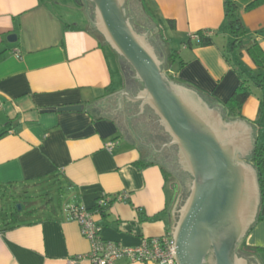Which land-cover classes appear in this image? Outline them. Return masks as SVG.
<instances>
[{
	"label": "crops",
	"instance_id": "obj_1",
	"mask_svg": "<svg viewBox=\"0 0 264 264\" xmlns=\"http://www.w3.org/2000/svg\"><path fill=\"white\" fill-rule=\"evenodd\" d=\"M253 1L236 0L238 13L246 36H255L264 52V2L247 8ZM140 2L166 40L163 59L178 49L186 62L179 67L178 58L169 76L223 105L241 80L224 51L230 37L223 27L225 0ZM85 8L75 0H0V191L43 181H56L59 189L55 201L0 212V264H68L69 257L88 252L91 243L71 211L76 204L91 212L102 239L124 246L172 232L173 182L166 177L171 171L146 158L148 147L138 149L125 102L136 145L125 140L112 117L86 110L87 102L126 89V83L116 53L89 28ZM199 30L212 34L215 43L185 45ZM12 33L14 42L8 39ZM234 55L238 64L255 69L245 49ZM69 104L84 108L59 109ZM241 118L256 124L257 139L264 141L261 89L253 86ZM105 196L111 202L98 206ZM259 215L244 240L254 250L245 254L254 264H264V200ZM118 264L159 263L122 258Z\"/></svg>",
	"mask_w": 264,
	"mask_h": 264
},
{
	"label": "water",
	"instance_id": "obj_2",
	"mask_svg": "<svg viewBox=\"0 0 264 264\" xmlns=\"http://www.w3.org/2000/svg\"><path fill=\"white\" fill-rule=\"evenodd\" d=\"M78 2L86 6L90 26L103 36L104 42L99 40L131 66L140 86L133 92L126 84V89L87 102L86 110L92 109L90 112L99 118L112 117L125 140L136 145L125 122V102L127 122L141 143L138 149L148 147L151 154L146 158L159 160L181 184L184 175L192 178L177 220L174 215L181 193L172 210L177 264H254L239 249L258 220L263 201L258 171L251 161L258 142L257 125L241 117H227L218 101L169 76L159 46L164 43L159 33L155 34L157 41L150 36L158 28L139 0H129L130 10L128 0ZM16 37L12 33L8 39L14 42ZM83 108L82 104L59 107ZM145 108L156 116L154 125L149 118L136 121ZM133 109L138 112L134 114ZM167 137L169 140L162 144L160 139ZM171 146L176 147L172 167L157 155ZM177 190L176 183L172 201ZM18 207L21 209V204Z\"/></svg>",
	"mask_w": 264,
	"mask_h": 264
},
{
	"label": "trees",
	"instance_id": "obj_3",
	"mask_svg": "<svg viewBox=\"0 0 264 264\" xmlns=\"http://www.w3.org/2000/svg\"><path fill=\"white\" fill-rule=\"evenodd\" d=\"M263 2L264 0H254L247 6V8L254 7ZM90 9H92V4H90ZM238 9L239 5L237 4L236 0H225V21L223 27L226 31H228L230 37L227 40V45L224 51L227 60L231 63L233 62L232 64L236 68L241 79L240 83L235 87L231 95L223 104L227 117L242 116L243 105L253 93V86L261 89L262 102L264 103V52L255 36H246L247 29L245 24L243 23L241 15L238 13ZM169 21L171 22V26L175 28V21ZM134 24L135 26L137 25L136 20L134 21ZM89 28L100 38L102 42H104L103 36L94 27L89 26ZM184 43L189 47H192L194 45L206 46L213 45L215 43V40L214 36L208 33L207 30H199L194 35L189 37ZM242 49L246 50V52L254 62L256 66L254 70L244 68L240 63L238 64L235 59H233V54L235 53V51ZM3 53L4 52H0V60L2 59ZM178 58L179 67H182L186 62L182 59L180 50L175 49L164 59V70H168L177 61ZM118 59L122 73L124 74L125 83L132 91H135L140 86L134 79V72L131 66L124 59L119 57ZM55 109V107L48 108V110ZM90 111H92V109H90ZM251 161L258 171L262 199L264 200V141L257 142V146L253 153V156L251 157ZM168 174H171V172H166V177L169 179ZM111 200L112 199L110 198L107 203L111 202ZM98 206L102 205L98 204ZM259 219H262L261 215H259L258 220ZM242 245L239 249V252L249 254L254 251L251 248L247 247L245 245V242H243Z\"/></svg>",
	"mask_w": 264,
	"mask_h": 264
},
{
	"label": "built area",
	"instance_id": "obj_4",
	"mask_svg": "<svg viewBox=\"0 0 264 264\" xmlns=\"http://www.w3.org/2000/svg\"><path fill=\"white\" fill-rule=\"evenodd\" d=\"M171 72L170 69L166 70ZM114 142H109L112 148ZM110 198L102 197L98 204L104 205ZM74 218L81 226L82 234L90 241L91 248L86 253H79L68 258V264H80L84 259H89L93 264H118L122 258L132 262H157L159 264H177L173 246L172 233L165 232L161 236L145 238L136 246H124L118 242L104 240L100 235V226L95 222L93 215L83 204L71 207Z\"/></svg>",
	"mask_w": 264,
	"mask_h": 264
},
{
	"label": "rangeland",
	"instance_id": "obj_5",
	"mask_svg": "<svg viewBox=\"0 0 264 264\" xmlns=\"http://www.w3.org/2000/svg\"><path fill=\"white\" fill-rule=\"evenodd\" d=\"M75 1L77 2L78 0H75ZM127 6L129 7V10H130L129 0H128V5ZM89 25H90V22H89ZM157 33H159L160 39L165 44L166 40H164L161 37L159 29H158V31H156L154 33L152 31L150 36L151 37L153 36L154 39L157 41V38L155 36V34H157ZM159 46H160V50H161L162 49L161 47L163 45H160V43H159ZM108 47L115 54V52L110 48L109 45H108ZM233 59H235V55L233 56ZM240 64L244 68H246L245 63L242 62ZM168 176H169L170 181L173 182V187H171L170 183L168 185V188H169L170 192H171V190L174 192V186H175L176 183L178 184V190H177V194H176V196L174 198V201H173V204H172V208H174L179 194L181 193V195H182L180 204L175 209L176 210L175 211L176 212L175 213V215H176L175 219L177 220L178 210L181 209V207L184 205L188 194L185 196V185L181 184L179 178L173 172H171V174H168ZM58 191H59L58 183L56 181H47V182L43 181V182H40L36 187L30 186V187H28V189H26L24 187L15 188L12 191L11 190L8 191L6 194H4L3 192L0 191V212L13 210L15 212H19L20 213L22 210L19 209L18 204H21V208L22 209L23 208L26 209L27 207H31V204H33V203H34L33 205L37 207L38 205L40 206L42 204L49 203L52 200L55 201L56 198H57V192ZM240 254L246 256L242 252H240Z\"/></svg>",
	"mask_w": 264,
	"mask_h": 264
},
{
	"label": "flooded vegetation",
	"instance_id": "obj_6",
	"mask_svg": "<svg viewBox=\"0 0 264 264\" xmlns=\"http://www.w3.org/2000/svg\"><path fill=\"white\" fill-rule=\"evenodd\" d=\"M134 92V91H133ZM135 109H138V106L135 107ZM138 112V111H137ZM136 110L133 109V113L136 114L137 113ZM143 118L147 119L149 118L152 122L150 123V125L153 123V125L155 124V120H156V116L153 114V111L149 108H145L143 111V114L139 115L138 118H136V121L139 120H143ZM148 123V124H149ZM160 135V133H158L156 135V137ZM163 139V140H162ZM160 139V141L163 143L167 142L169 140V137L166 138H162ZM162 146V145H161ZM158 158H160V160L162 162H165V164H168L169 166L172 167V163L174 162V159L176 157V147L175 146H171V147H164L160 152H158ZM191 177L189 175H184L183 177V184L185 185V195H187L189 193V186L191 183Z\"/></svg>",
	"mask_w": 264,
	"mask_h": 264
}]
</instances>
